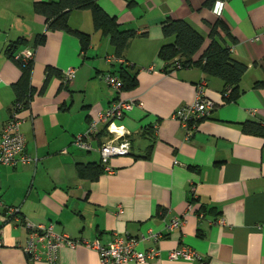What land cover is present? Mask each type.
<instances>
[{
	"label": "crops",
	"instance_id": "crops-1",
	"mask_svg": "<svg viewBox=\"0 0 264 264\" xmlns=\"http://www.w3.org/2000/svg\"><path fill=\"white\" fill-rule=\"evenodd\" d=\"M38 1L51 0H0V135L22 76L8 48L26 39L18 51L34 48V94L22 112V132L27 152L38 159L0 163V264H100L98 252L84 245L62 247L55 263L31 261L22 247L29 222L53 223L74 239L103 243L149 230L159 235L158 241L138 244L139 250L157 246L159 258L123 264H264V136L243 130L250 120L264 125V86L255 87L264 81V0H225L221 16L214 14L212 0H98L122 28L138 33L122 58L94 28L90 9L74 10L69 18L72 28L91 35L84 53L76 35L47 30L44 16L34 11ZM167 18L187 20L205 37L204 48L219 19L229 26L238 39L232 44L226 38L232 54L248 65L235 101L224 100L222 79L199 67L164 70L159 50L172 41L162 32ZM44 32L45 42L34 46ZM121 66L137 76L138 85L118 93L105 75H119ZM48 67L61 73L75 67L76 77L68 84L54 76L41 93ZM202 81L214 108L188 137L173 114L194 101ZM118 98L134 101L116 122L128 131L130 153L112 157V171L97 179L82 177L80 165L104 166L99 148L108 134L102 124L90 151L74 139ZM9 207L20 213L10 216ZM177 217L182 226L169 232L167 223ZM182 246L201 259H171L169 252Z\"/></svg>",
	"mask_w": 264,
	"mask_h": 264
},
{
	"label": "built area",
	"instance_id": "built-area-1",
	"mask_svg": "<svg viewBox=\"0 0 264 264\" xmlns=\"http://www.w3.org/2000/svg\"><path fill=\"white\" fill-rule=\"evenodd\" d=\"M225 7V0H216L213 5V12L221 16ZM17 59L23 58L25 62L34 59V48L27 47L23 51L16 53ZM63 81L72 84L76 77V68L69 67L63 71ZM106 81L118 92L122 91L121 78L112 73L105 75ZM134 106L133 100L118 98L114 100L105 111H99L91 119L87 130L78 134L74 139V144L85 150H92V138L101 131V125H105L108 134L105 142L100 146L105 171H112L109 164L114 156H123L130 153V141L127 137L128 131L124 125L117 124L125 116L126 112ZM214 108V101L207 96V82L202 81L197 86L196 97L190 104L184 105L174 111V118L179 120L186 128L187 136L190 137L196 122L210 115ZM25 106L20 101L14 102L11 108L10 118L4 124L0 135V163L5 165H19L37 163V157L27 152L26 137L22 132L24 121L22 112ZM7 213L10 216H17L20 213L18 207H9ZM220 223H224L222 218ZM183 220L179 217L167 223V230L173 231L182 226ZM28 238L22 246L24 252L33 262L45 260L55 263L59 256V251L64 246L77 247L84 245L96 250L99 254L100 264H123L127 262L146 263L149 260L157 259L161 256V249L157 246L146 250H139L138 244L141 241H158L159 235L151 230L139 237H129L116 235L110 242L103 243L100 240L88 241L72 238L66 232L55 230L53 223L33 224L27 223ZM171 259L200 260V255L191 247L182 246L169 252Z\"/></svg>",
	"mask_w": 264,
	"mask_h": 264
},
{
	"label": "trees",
	"instance_id": "trees-1",
	"mask_svg": "<svg viewBox=\"0 0 264 264\" xmlns=\"http://www.w3.org/2000/svg\"><path fill=\"white\" fill-rule=\"evenodd\" d=\"M78 9L91 10L94 28L109 37L116 56L122 58L130 41L138 33L134 29L122 28L118 18L106 12L99 5L98 0H51L34 3V11L44 16L48 31L63 30L76 35L80 40L81 50L85 53L91 44V35L72 28L69 23L72 11ZM162 32L166 39H172V41L163 44L159 50V57L165 62L164 70L166 72H174L185 67H199L206 75L223 80V96L226 102L235 101L239 97L242 92L240 84L248 70V65L233 56L232 47L226 38L232 44H236L238 39L223 20L219 19L211 27L210 42L205 48V37L185 19L167 18L162 23ZM45 40L46 32L39 34L34 46L43 44ZM25 44H28L26 39H19L9 46L8 52L22 69L20 80L13 86L16 93L14 102L20 101L27 108L34 94V89L29 87L33 60L25 62L22 57L19 59L15 57L19 52L18 48ZM200 52L201 54L198 56ZM261 64L264 67V60ZM118 72L123 83L122 90H131L137 87V76L132 74L128 68L121 66ZM58 75L63 77L56 68L48 67L40 92L44 93L52 77ZM25 86H28V89ZM263 86L264 81L255 83V87ZM243 130L246 133L264 136V125L257 121L244 122ZM78 169L82 177L93 180L104 172V166L98 164L80 165Z\"/></svg>",
	"mask_w": 264,
	"mask_h": 264
}]
</instances>
